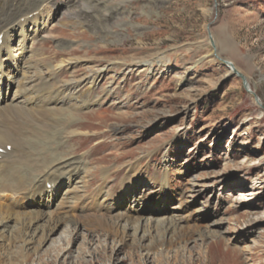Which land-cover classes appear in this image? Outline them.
I'll use <instances>...</instances> for the list:
<instances>
[{"label": "rangeland", "instance_id": "obj_1", "mask_svg": "<svg viewBox=\"0 0 264 264\" xmlns=\"http://www.w3.org/2000/svg\"><path fill=\"white\" fill-rule=\"evenodd\" d=\"M39 2H45L43 16L36 15L28 39H21L18 24L7 34L20 63L15 82L4 87L0 80L8 92L0 108L19 103L13 99L24 84L37 91L48 81L44 87L80 82L70 92L86 94L96 73L99 93L90 107L67 105L79 130L32 150L36 161H57L51 167L61 183L55 194L54 185L42 183L41 197L19 203L16 211L25 216L44 213L40 228L11 245L0 239L1 263L26 249L35 256L21 264L51 261L37 258L48 248L39 242L43 227L67 214L70 225L55 227L51 238L70 243L71 257L61 253L54 264H264V0ZM225 39L228 47L217 56L215 45ZM59 143L66 149L60 146L57 158L51 145ZM137 162L146 174L136 178L135 191L121 193L124 168ZM75 168L80 174L71 184L67 172ZM84 169L94 174L85 178ZM103 170L110 173L108 183ZM40 173L29 172L33 182ZM152 176L166 177L168 198L157 194ZM125 212L153 218L162 228L143 231L150 234L144 238L123 226L108 234L91 222L95 214ZM170 219L195 233L152 249L154 229L160 235ZM15 229L11 223L9 231Z\"/></svg>", "mask_w": 264, "mask_h": 264}, {"label": "bare ground", "instance_id": "obj_2", "mask_svg": "<svg viewBox=\"0 0 264 264\" xmlns=\"http://www.w3.org/2000/svg\"><path fill=\"white\" fill-rule=\"evenodd\" d=\"M39 1L40 0H0V35H3V41L0 44V80H2V82L4 83V87H6V85L9 87V83L15 82L12 79L13 77H15L14 74L18 70L16 65L20 63L19 57L17 58V55H15L12 47L9 45V38L7 37V34L9 35V33L13 31L15 25L18 24V26H20V28H22L23 30V32L20 34L21 39H28L30 25L35 26L37 24L38 17L36 15L43 16V14L40 12V8L44 5L45 2L40 3ZM54 3L56 2L54 1ZM46 10L48 11V9ZM29 16H32L30 20L28 19ZM20 45L21 43L19 44V46ZM227 47L228 42L226 39L220 42L219 45L216 44L215 48L217 56L222 50L224 51ZM23 52H25V50H23ZM211 54H216L214 53L213 49H211ZM236 73H239L238 70H236ZM97 75L98 73H96L94 82L92 83L94 85V88L92 90H88V92H85L86 94L81 93L75 95L74 93H72L73 90H75L77 87L79 88L83 84H80V82H77L76 84L65 83V85H55L52 88L44 87V82L42 88H38L37 91H32L31 89L27 88V84H22L23 87L18 91V93L15 95V98L13 99V101L17 100L16 102L20 100L19 103L5 108H0V149L5 150V153H0V239H3L7 244L11 245L12 243H16L18 240H24V237L29 235L30 229L37 230L38 228H40L37 225L40 221L37 220L38 218L42 217L44 213L42 214L39 212H35L34 214L25 216V214L17 212V207L20 205L19 203L28 198H35L36 196L41 197V194L43 193V184L44 186H47L48 184H51V186L54 185L53 194H55L57 189L59 188V184L61 183V181H59L61 178L57 174V171L51 167L57 161L55 160L54 162V159L48 160V158L45 161H36L33 159L34 157L32 150H41L42 146L45 145L44 144L41 146V142H48L49 144V142L52 143V140L53 142L54 140L62 141L61 136L65 135L64 133H66L68 129L73 128L72 130H79V128L82 127L80 124H77V122L72 120L71 116L75 110L72 107H67V105H69L70 103H74L76 107H90V103L92 102L93 98L96 99V96L99 93V91L97 95H95L94 93V90L97 89L95 83L98 81L96 79ZM49 82L50 81H48L47 83ZM70 88L72 90L71 92ZM1 98L3 101L8 98V92H6L5 89L2 88V86H0V99ZM66 107L70 109H65ZM75 133L76 132H72L70 134ZM8 146L11 147V151H7ZM60 146H63V152H65V145H61V143H59L58 145H51V149L54 153L53 155H55L57 158L58 155L63 154V152H59ZM13 149H15V153L13 152ZM65 157L66 156H63V158ZM35 161L41 163V165L39 164L40 166H37V168L35 167L36 164H34ZM100 161H102V159H98L97 161L93 160L92 164H96ZM137 163L129 164L126 168H124L125 172L123 173L127 174L124 177L122 176V179H120V175L122 172L118 173L119 176L117 177L121 180V185L119 187L121 193L135 191V188H132L136 178L140 177L143 174H146L143 173V170L140 169V163ZM44 164L50 167H45ZM30 169H32V171H30ZM39 170H41L40 180L33 182L31 176L29 175V172H31L32 174V172H37ZM83 173L85 174V178L89 176L91 177V175L94 174L87 169H84ZM102 173L104 174V183H108L107 181L111 180V176H109L110 173H107V171L105 173L104 170L102 171ZM73 174H76V177H73ZM78 174H80V170L78 171L76 168L70 172H67L68 179L71 184L76 179L78 180ZM154 177L152 179L154 180L152 184L154 183L153 185L154 187H156L155 189L157 194L163 199L168 198V196L170 195V190L166 177L164 176L163 179L156 178V180L154 179ZM37 183H39L40 186H36ZM90 184V181L84 183L83 189L86 193H88L89 191L88 188ZM94 191V194L96 195L95 198L102 194L100 187L96 188ZM74 193L77 194L76 191H73V194ZM110 195H113V193L109 194V196ZM75 198L77 200L80 199V197L78 196H75ZM149 211L154 212L151 210ZM54 216L47 220L46 225L44 224L45 226L43 228L47 229L42 234V237L40 236L41 238L39 241L42 245L48 243V248L41 255H37V258L40 262H42L44 256H48L49 258H51V261H48L46 264H54V260H58L59 254L61 253L65 254L67 257H71V251H67L66 248V246L70 243L68 244L64 240L61 244L58 245L57 240L55 238H51L53 235V231L55 230L54 228H58L59 226H61V224L68 225L70 217H68L67 214H64L62 218H58L56 217V215ZM92 217L88 218L87 216V219L92 218L91 222H95L96 225H98L100 228L106 230L108 234L117 232V228H121L122 226L123 232L127 229L132 228L136 232L142 231L143 234L148 230L150 231V229L158 227V224L156 226L152 224L153 218L143 217V214L139 213H134V215H126L125 212V214L121 213L111 216L103 213L98 216L95 214V216ZM71 220L75 221L77 219L73 217L71 218ZM11 223L17 225V229H15L16 231L13 230L14 232L9 231ZM165 223L166 224H164V227L161 230L162 232H160L161 236L158 233L159 231L154 229L155 233H157L158 236L156 235L157 239H154L155 242L152 240V249L160 248L163 246H171L174 242L177 243V241L180 242L181 240H187V236L195 233L196 230L195 228L191 229L182 226V224H180V221L178 223L170 219ZM161 225L162 224H159V227ZM161 228L162 227H160V229ZM87 229L89 230V228ZM5 232H9L7 236L5 235ZM150 232H148V234ZM146 236L147 235L144 234V238ZM28 242L30 241L28 240ZM151 248L146 249L149 252L152 250ZM34 256L35 255L33 253H29V250L26 249L18 253V255L14 257V260L12 258L11 260H8V263L6 264H17V262H19L20 264L22 262L30 263ZM1 259L2 257H0V264H2Z\"/></svg>", "mask_w": 264, "mask_h": 264}, {"label": "water", "instance_id": "obj_3", "mask_svg": "<svg viewBox=\"0 0 264 264\" xmlns=\"http://www.w3.org/2000/svg\"><path fill=\"white\" fill-rule=\"evenodd\" d=\"M228 64H230V63H228ZM242 79H243V81H244V84H245L247 90H248L249 92H251L250 89H249V87H248V84H247V82H246V80H245V78H244L243 76H242Z\"/></svg>", "mask_w": 264, "mask_h": 264}]
</instances>
